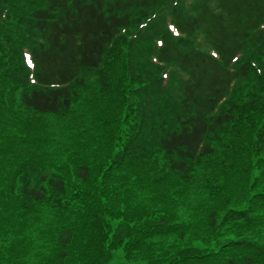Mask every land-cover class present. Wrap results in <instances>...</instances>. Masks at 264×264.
Listing matches in <instances>:
<instances>
[{
  "label": "trees",
  "instance_id": "trees-1",
  "mask_svg": "<svg viewBox=\"0 0 264 264\" xmlns=\"http://www.w3.org/2000/svg\"><path fill=\"white\" fill-rule=\"evenodd\" d=\"M186 1L41 0L22 9L1 0L0 111L14 113H0V264H104L123 242L145 264H264V0H216L221 13L212 0ZM19 19L33 29L35 83L17 67L14 39L6 51ZM166 72L167 86L181 82L176 105L162 94ZM121 190H135L128 208L140 214L116 211ZM186 192L206 197L213 214L226 209V220L198 247L165 246ZM36 230L59 236L53 256L27 248Z\"/></svg>",
  "mask_w": 264,
  "mask_h": 264
},
{
  "label": "rangeland",
  "instance_id": "rangeland-1",
  "mask_svg": "<svg viewBox=\"0 0 264 264\" xmlns=\"http://www.w3.org/2000/svg\"><path fill=\"white\" fill-rule=\"evenodd\" d=\"M135 195V190L132 191H124L121 190V192L118 195V201L119 200H124L127 204H131L132 199ZM184 202L186 205V209H187V214L185 217V221H192L193 223H195V233H192L191 238L195 241V243H199V236L201 233H205L206 230V226L205 223L207 221V212L204 208L199 207L196 203V201L194 200V196L192 193H190L189 195H185L184 196ZM165 201H163L160 206H164ZM78 222V221H76ZM254 225L258 226L256 224V222H254ZM55 226V225H54ZM243 232V229L241 230ZM87 235L84 236V238ZM125 262L124 257H121L119 254H117L113 260H111L109 263L107 264H122Z\"/></svg>",
  "mask_w": 264,
  "mask_h": 264
}]
</instances>
